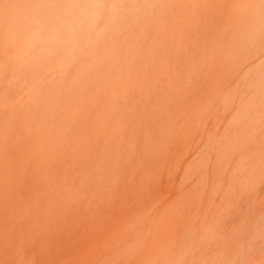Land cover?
<instances>
[{
  "label": "rangeland",
  "instance_id": "obj_1",
  "mask_svg": "<svg viewBox=\"0 0 264 264\" xmlns=\"http://www.w3.org/2000/svg\"><path fill=\"white\" fill-rule=\"evenodd\" d=\"M68 1L0 0V264H264V0Z\"/></svg>",
  "mask_w": 264,
  "mask_h": 264
},
{
  "label": "bare ground",
  "instance_id": "obj_2",
  "mask_svg": "<svg viewBox=\"0 0 264 264\" xmlns=\"http://www.w3.org/2000/svg\"><path fill=\"white\" fill-rule=\"evenodd\" d=\"M107 1V0H106ZM70 2V0L67 2V3H69ZM100 2H101V4H100ZM102 2H104L105 3V1L104 0H72L71 2H70V4H67L66 3V5H69V6H67L66 8L64 7L65 6V4L64 5H61V6H58V9H60V7L62 8V10H57V8H54V9H56V12L58 11V12H60V14H61V11H63L62 13L64 14V17H66V18H64L62 15L63 14H59V13H57V15L59 14L60 16H62L61 17V19L59 18L58 19V16L55 14L54 15V17L52 16L55 12H53V11H55V10H52V8H51V10L52 11H50L49 10V8L48 9H46L45 10V12L47 11L48 12V15H49V13H50V16H46V18H48V17H50L51 19H49L50 21H53L54 20V24H53V22H52V26L50 25V21L49 22H47V23H49V25L50 26H48V24L45 22V21H47L46 19H45V17H42L43 19H44V22L46 23V25L48 26V28H50V27H52V28H50L49 30H48V28L46 29L45 28V26H44V24L45 23H43V26H42V28L44 27L45 28V30H43L44 31V36L42 35V37H44V39L43 40H41V44H40V46L39 45H35L34 44V42H37V44H39V38H40V35H39V32H37V31H39L40 29L39 28H36L37 29V31H35L37 34H36V36L37 35H39V36H37V37H39V38H37V37H35L34 38V40L32 39V37H31V41H32V45L31 46H33V47H37V46H39V47H41L42 49V54L44 55V51L43 50H50V52H52V50L50 49L51 48V46L53 47V45L55 46V45H59V44H61V48H62V46L64 45H69V43H72V41H74L73 39L74 38H81L82 37V33L84 32V31H89L88 29L91 27V26H94L93 24H89V25H91L90 27H88V26H86V23L88 24V22H85V26H83L82 25V21L85 19L86 21L87 20H96V18L97 17H95V19H93V17L95 16L94 14H95V10H97V6H98V4H99V6H104V4L102 3ZM114 2V1H113ZM119 1H117V3H118ZM116 3V2H115ZM121 3V2H120ZM122 3H123V1H122ZM98 6V7H99ZM116 6V5H115ZM121 7V6H120ZM119 7V8H120ZM63 8H65V9H63ZM113 8V6H112V4H111V8L110 9H112ZM100 8H98V10H99ZM101 9H102V7H101ZM110 9H108V10H110ZM117 9L118 8H116V11H117ZM50 11V12H49ZM46 12V13H47ZM65 12V13H64ZM115 12V11H114ZM72 13H74V15L72 14ZM100 13V12H99ZM103 13V12H102ZM101 13V14H102ZM111 13V12H110ZM117 13V12H116ZM76 14V15H75ZM47 15V14H46ZM113 15V14H112ZM117 15V14H116ZM55 16H56V18H55ZM59 16V17H60ZM93 16V17H92ZM97 16V15H96ZM99 16V15H98ZM114 16V15H113ZM112 16V17H113ZM100 17V16H99ZM99 17L97 18V21L99 20ZM64 18V19H63ZM43 19H41V21H39V24H41L42 23V21H43ZM58 19V20H57ZM112 20H113V18H112ZM92 22V21H91ZM90 23V22H89ZM32 24V23H31ZM97 24V23H96ZM96 24H95V26H96ZM57 25H59V26H57ZM81 25L83 26L82 28H88L87 30H81L82 31V35H80V32L81 31H78L80 28H81ZM40 26V25H39ZM53 27H55V29L54 30H52L51 31V29H53ZM78 27H80L79 29H78ZM31 28V27H30ZM41 28V27H40ZM42 28H41V30H42ZM43 28V29H44ZM93 28V27H92ZM96 27H94V29H95ZM36 29H33V30H36ZM93 29V30H94ZM32 30V29H31ZM91 30V29H90ZM29 31V30H28ZM42 31V32H43ZM27 32V31H26ZM42 32L40 33V34H42ZM87 32H86V35H87ZM90 32H92V31H89V35H90ZM95 32V31H94ZM28 33V32H27ZM29 33H30V31H29ZM25 34L26 36H28V35H31V34ZM79 33V34H78ZM23 34V35H24ZM22 35V36H23ZM85 35V34H84ZM88 35V36H89ZM92 35H93V33H92ZM99 35V34H98ZM26 36H24V37H26ZM34 36V35H33ZM23 37V38H24ZM29 37V36H28ZM23 38H21L20 37V39L19 40H23ZM83 38H85L84 36H83ZM90 37H88V39H89ZM25 39H27V38H25ZM37 41H36V40ZM82 39V38H81ZM86 39V38H85ZM91 39V38H90ZM90 39H89V41H90ZM19 40H17L16 42L17 43H21V44H24V45H26V44H28V42L27 41H25V43H22V41L20 42ZM30 40V39H29ZM83 40V39H82ZM19 41V42H18ZM34 41V42H33ZM74 43V42H73ZM72 43V44H73ZM75 45H77V42H76V40H75ZM79 44V43H78ZM84 44H86V43H84ZM20 45V44H19ZM19 45H16L17 47H15L16 49H18V46ZM35 45V46H34ZM66 45V46H67ZM20 46H22V45H20ZM19 46V48H22V47H20ZM74 46V45H73ZM72 46V47H73ZM26 47V46H25ZM25 47H23V48H25ZM28 47V46H27ZM33 47H30V45H29V50H30V48H32L33 49V51L32 52H34V51H39L40 52V48H33ZM59 48H60V46H59ZM60 48V49H61ZM16 49H15V52L17 53L18 51H19V49H18V51H16ZM36 49V50H35ZM21 51H23V49H20ZM25 50V49H24ZM54 50H58L57 49V46L54 48ZM20 51V52H21ZM28 50H25V51H23V52H25V54L26 55H28V54H30L29 52H27ZM20 52H18V53H20ZM36 52H34V53H36ZM39 52H37V54H39ZM46 52V51H45ZM17 53V54H18ZM54 53V52H53ZM63 53H65V51L64 52H62V50H61V54H62V56H64V54ZM68 53V52H67ZM67 53H65V54H67ZM16 54V55H17ZM20 54H22V56H25V54L23 55V53H20ZM36 54V55H37ZM41 54V53H40ZM39 54V55H40ZM47 55H50V53L48 54V53H46ZM52 54V53H51ZM30 55H34V54H30ZM43 55H42V57L40 56V59L41 58H44L43 57ZM19 58L21 57V56H18ZM17 57V58H18ZM34 58H36V59H34V60H32L33 62H35V61H37V63L39 62V60H37V59H39V58H37V56H33ZM33 57H32V59H33ZM26 58H28V56L26 57ZM26 58H24L23 57V59H26ZM21 59V61L23 60L22 58H20ZM31 60V59H30ZM20 60H19V66H21V64L23 63V62H27V63H31V62H28V61H23L21 64H20V62H21ZM3 63V62H2ZM24 64V63H23ZM22 64V65H23ZM35 64H36V62H35ZM35 64H31V66H33V65H35ZM25 65V64H24ZM23 65V66H24ZM27 65V67H29L30 65H28V64H26ZM22 68V67H21ZM19 70V69H18Z\"/></svg>",
  "mask_w": 264,
  "mask_h": 264
}]
</instances>
